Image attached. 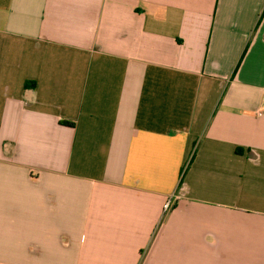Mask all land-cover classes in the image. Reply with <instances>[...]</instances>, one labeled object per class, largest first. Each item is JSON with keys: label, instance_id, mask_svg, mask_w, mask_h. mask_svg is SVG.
<instances>
[{"label": "crops", "instance_id": "1", "mask_svg": "<svg viewBox=\"0 0 264 264\" xmlns=\"http://www.w3.org/2000/svg\"><path fill=\"white\" fill-rule=\"evenodd\" d=\"M0 264H264V0H0Z\"/></svg>", "mask_w": 264, "mask_h": 264}, {"label": "built area", "instance_id": "2", "mask_svg": "<svg viewBox=\"0 0 264 264\" xmlns=\"http://www.w3.org/2000/svg\"><path fill=\"white\" fill-rule=\"evenodd\" d=\"M171 204H172V200L170 199L167 201V203L165 205V210H168L170 208Z\"/></svg>", "mask_w": 264, "mask_h": 264}]
</instances>
